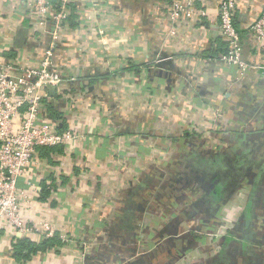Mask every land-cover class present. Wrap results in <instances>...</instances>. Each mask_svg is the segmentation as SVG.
<instances>
[{
  "label": "crops",
  "instance_id": "1",
  "mask_svg": "<svg viewBox=\"0 0 264 264\" xmlns=\"http://www.w3.org/2000/svg\"><path fill=\"white\" fill-rule=\"evenodd\" d=\"M171 1L71 4L55 58L76 79L66 93L78 114L64 123L84 137L41 153L24 209L65 244L17 261L6 227L0 264H264V71L222 61L220 1L177 26ZM263 10L264 0H241L236 11L247 64H264L250 31ZM45 39L25 0H0V56L37 67ZM163 56L173 64L157 68Z\"/></svg>",
  "mask_w": 264,
  "mask_h": 264
},
{
  "label": "built area",
  "instance_id": "2",
  "mask_svg": "<svg viewBox=\"0 0 264 264\" xmlns=\"http://www.w3.org/2000/svg\"><path fill=\"white\" fill-rule=\"evenodd\" d=\"M25 1L35 17L37 29L46 38L47 47L37 67H22L5 60V55L0 56V232L13 227L18 238L35 236L40 243L53 238L56 231L47 221L34 225L24 220V209L31 204L37 190L28 179L30 171L39 165L42 148L70 147L84 136L74 123H64L68 116L78 114L75 93H66L76 79L64 77L57 69L55 58L57 41L67 30L74 0ZM212 1L172 0L169 6L172 25L205 17L204 8ZM218 1L219 30L228 45L222 61L238 67L243 75L254 70L264 71V64H247L241 59L242 39L235 27L241 0ZM250 31L264 50V10ZM99 35L100 40L107 36L103 28ZM48 87L56 89L58 100L50 97ZM53 102L64 119L53 117L49 110Z\"/></svg>",
  "mask_w": 264,
  "mask_h": 264
},
{
  "label": "trees",
  "instance_id": "3",
  "mask_svg": "<svg viewBox=\"0 0 264 264\" xmlns=\"http://www.w3.org/2000/svg\"><path fill=\"white\" fill-rule=\"evenodd\" d=\"M49 110L52 112L53 117L58 119H64L62 113L57 112L52 105H49ZM60 152L62 151L59 148H42L41 152L44 153L45 157H51L53 152ZM49 157V159H51ZM55 180H52V182L48 185L44 184L43 188L41 190L40 198L42 201L47 200V198L51 195V189H56L57 184L54 182ZM65 244L59 235H55L53 238L45 239L41 241L40 243H37L31 238H18L16 240L14 246H13V257L17 261H25L27 262L33 255L38 254L42 251H49V249H55L56 251H59V248Z\"/></svg>",
  "mask_w": 264,
  "mask_h": 264
},
{
  "label": "water",
  "instance_id": "4",
  "mask_svg": "<svg viewBox=\"0 0 264 264\" xmlns=\"http://www.w3.org/2000/svg\"><path fill=\"white\" fill-rule=\"evenodd\" d=\"M172 60L168 56H163L162 59L158 61V63L155 65L157 68L158 67H164L166 65H172ZM49 95L50 97L55 98L56 97V89L54 87H48Z\"/></svg>",
  "mask_w": 264,
  "mask_h": 264
}]
</instances>
